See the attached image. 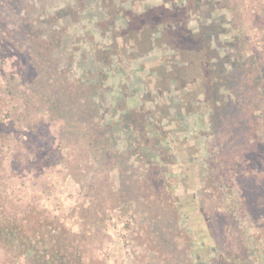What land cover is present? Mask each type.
I'll return each instance as SVG.
<instances>
[{
  "label": "rangeland",
  "instance_id": "1",
  "mask_svg": "<svg viewBox=\"0 0 264 264\" xmlns=\"http://www.w3.org/2000/svg\"><path fill=\"white\" fill-rule=\"evenodd\" d=\"M2 1L0 222L8 213L21 216L33 207L80 235L75 244L83 250L87 264L96 258L104 264H193L192 242L169 248L171 253L147 246L148 203L131 195L122 196L121 203L113 198L121 189L132 190L134 182L129 176L133 174L143 180L150 173L157 185L158 173L175 177L187 165V154L203 168L204 179L197 178L201 189L196 194L203 211L224 216L218 221L223 229L218 227L212 235L205 263L249 264V249L250 263L264 264V0H8L9 8H2ZM14 7L18 15L9 13ZM161 31L168 33L161 38ZM149 34L154 38L152 45L146 41ZM179 35L190 45L193 57L206 52L204 64L198 60L200 67H196L201 88L185 83L187 90L179 91L176 82H171L172 75L190 79L188 68L175 69L178 60L168 44ZM167 38L168 43L164 42ZM26 51L35 66L28 65L30 82L21 71L29 61ZM57 71L76 86L78 82L80 86L100 84L96 102L94 93L93 97L85 95L91 103L86 106L88 113L81 117L75 110L74 114L80 122L93 120L109 126L110 137L134 125L130 123L135 118L127 112L135 106L141 116L154 111L156 120L164 117L170 132L168 141L159 145L165 158L161 166L150 163V153L141 152L136 170H128L129 183L118 170L100 167L91 152H85L89 147L76 124L55 117L48 104L38 102L36 87L52 84L54 77L43 78ZM51 90L52 99L58 98V91ZM27 94L30 104L24 99ZM82 97L79 102L86 104ZM167 105L174 114L171 124L157 108ZM219 114L243 124L245 130L240 133L249 127L246 125L252 126L250 138H238L246 139L243 146L236 145L231 151L224 148L226 133L230 136L232 128L221 129L224 136L217 132L212 119ZM137 118L135 124L140 125ZM248 121L254 125L245 124ZM112 144L115 148L127 145L118 140ZM172 154L180 158L175 165H169ZM243 154H248V168L234 170ZM240 171L256 177L259 211L255 219L245 215L239 221L235 217L236 223L222 203L234 199L231 196L238 189L234 177ZM143 185L141 194L151 187ZM157 190L148 191L153 193V201L159 198ZM157 203L164 205L163 200ZM0 264H14L2 246ZM17 264L28 263L19 260Z\"/></svg>",
  "mask_w": 264,
  "mask_h": 264
},
{
  "label": "trees",
  "instance_id": "2",
  "mask_svg": "<svg viewBox=\"0 0 264 264\" xmlns=\"http://www.w3.org/2000/svg\"><path fill=\"white\" fill-rule=\"evenodd\" d=\"M1 3L5 4L1 6L2 8H9L7 7L10 5L8 0L7 2L4 0ZM13 11H16L15 15H18L16 7H14L13 10H9V13H13ZM16 33H20L22 35L21 31H17ZM16 33L15 35L21 36ZM167 33L168 31H161L160 37L162 38L163 36H166ZM171 34L174 35L173 32H171ZM147 37L149 38L148 40L146 39V41L149 45H152L154 38H152V35L150 34L147 35ZM177 37V39H171L170 43H168V38L166 40L164 39V42L171 46L173 51L172 55L176 58V60H178L176 64H174L175 69L188 68V76H190V79H185V81H183V79L179 78V76L175 77L172 75L171 82H176L179 91L186 89L185 83H188V87L189 85L196 84L197 88H201V85L203 86V84H199V82L197 83V78L200 77V73L196 67L199 66L198 60L203 63L206 52H201V54L198 52L197 56L193 57L192 51L189 47L190 45L185 42L184 36L179 35ZM139 49L143 51L142 49L144 48L140 47ZM151 49L152 46L146 48L145 52L147 53ZM18 51L20 54H25L23 50L19 49ZM104 51H108V48H104ZM187 53H190L191 56L187 55ZM26 56H29V61L25 62V66L27 65V68L26 70L21 68V71L23 77L30 82L32 76L28 75V65L33 69H35V66L31 59V54L28 51H26ZM186 56L190 60H184V62L179 60L185 59ZM193 62L198 65L195 66V63ZM181 63L184 66L181 65ZM49 77L55 78V81L53 80L51 83H56V86L52 88L53 90L58 91V98L52 99L53 97L50 95L52 92V88L50 86H52L53 83L46 84L42 88L38 85L36 87L38 89H35V95L38 98V102L48 104L55 117H61L66 123L76 124V128L81 133L80 136L86 140V144L89 147L85 148V152L90 151L93 159L98 162L100 167L118 170L120 177L122 179L125 178L128 183L130 177L133 179L134 184L132 190L130 192L125 189L119 190L113 197L115 201L119 203L124 202L121 201L122 198L131 195L139 199V201L142 200L144 201L143 203L149 204L147 212L149 215L148 220H150L151 225L146 229L147 238H149L147 246L149 245L148 247H153L157 251L163 252V249L164 251L171 253L172 251L170 249H177L187 242H192L193 244L190 247H192L191 253H193L194 257L193 264H207L205 263L204 256L206 253H210L212 235L219 231L218 227L221 228L218 221H220L224 216L219 212H211L208 215L205 214L203 211L204 206L198 202L196 194L201 188H199L200 180L197 178H203L201 177L203 168L201 166L199 168V166L196 165V162L191 160V157L193 156L190 157L185 154L184 160L187 165H183L182 171L177 173L175 177L172 176L170 178L166 176L164 171L162 174L158 173V175H160L158 185L156 184L157 180H154L155 178L151 177L150 173H148L143 180H138L134 174L127 178L129 175L128 170H132L134 172L137 168H135L134 164L136 162L140 164L138 159H140L141 152L150 153V163L158 167H160L163 163L162 161L165 159L164 152H160L159 145L168 141V134L170 132L169 124H165V122H163L164 117L156 120L158 115H156L154 111L150 112L148 115L143 114L141 116L139 115L137 106H135L127 112L128 115L130 114L135 118L130 123V125H134L130 127L127 126V128L124 129L125 132L121 133L119 136L115 138L110 137L109 126L101 125L93 120L87 122V124L84 121L80 122V119L76 118L74 114L75 110L81 117H84L88 113L87 111L89 108L86 106H90L91 103L86 102L88 100L85 95L91 96L92 93H94V97H91H93L92 100L96 102L95 96H99L98 93L100 91V84L97 83L96 86H85L82 84V86H80V83L78 82V86H76L77 84L69 78H63L61 71H57L56 74H50L47 78L44 77L43 80H49ZM77 81H79V79ZM89 91H91L90 94L88 93ZM188 91L197 95V91H192L191 89ZM81 96H83L82 100L86 104L79 102ZM24 99L27 104H30L31 96H29V94H27ZM92 107H94L93 104ZM157 108L165 112L166 117L170 120V124L175 121L174 118H172L174 114H171L170 107L168 105L162 108L157 106ZM176 112L183 115L182 110L178 108ZM93 114L94 112H92V115ZM225 115L219 114L218 116H215L212 119V122L215 125L217 132L223 136V131H226L229 127L232 128L229 133L230 136H227L226 133V145L224 146L226 150L230 148L231 151L234 146H243L245 144L244 141L246 139L238 138L241 137V135L250 138L249 136L252 135V126L246 125L249 127L246 128L244 133H240V129L245 130L244 125L237 123L231 116V118L228 117L230 119L229 120L226 118L228 115ZM138 116L141 122L140 125L135 124L138 122ZM232 121L233 123H231ZM228 122H230V124ZM249 123L252 122H245V124ZM252 125H254V122ZM221 129H223V131H221ZM184 130L186 129L181 128V131ZM171 131H174V129ZM234 134L237 135L235 136ZM117 140L126 142V147L115 148L112 143H115ZM251 145H254V141ZM190 148H192V146H190ZM165 149L171 151V149ZM174 153L177 152L175 151ZM188 153L190 154V152ZM225 153L226 152H224V154ZM172 157L173 158H171L169 165L177 164L180 158H178L176 154H172ZM239 158V164H237V167L234 168V170H246L248 168V154L239 155ZM222 161H224V158H222ZM225 161L229 162V158L225 157ZM168 166L165 165L164 167L167 168ZM162 170L166 169L163 168ZM77 179L79 178L77 177ZM255 179L256 177L251 178L243 171L236 172L234 177V185L238 187L236 195L231 196L234 198L231 202L228 203L224 201L222 203L225 205L226 210L229 211L227 213L229 217H232L233 219L236 217L239 221H241L242 218H245V215L251 218L254 217V219L257 217L259 207L257 206V198H255V196H258L259 192L255 187V185H257V181ZM144 183H149L151 187L144 192L145 194H141V190L145 187L143 185ZM157 188H159V190H157V196H159V198H155L153 201V193L148 191H152ZM146 199L150 200V202ZM159 200H163L164 205L158 206L157 202H159ZM3 217H5L3 219L4 221L2 223L0 222V246L4 248V253L11 258L12 263L17 264L18 261L21 260L26 261L28 264H87L83 250L75 244L76 238L80 237V235L72 234L68 228L59 224L57 225L54 220L44 216L42 213H39L35 210V208L30 207V209H28L21 216L14 215L12 212ZM234 220L237 223L238 220ZM222 229L223 227L221 230ZM170 253L168 255H171ZM251 257L250 250L248 249L246 260L249 261V264H251ZM233 262L236 263L235 260ZM91 264L104 263L99 258H96Z\"/></svg>",
  "mask_w": 264,
  "mask_h": 264
}]
</instances>
